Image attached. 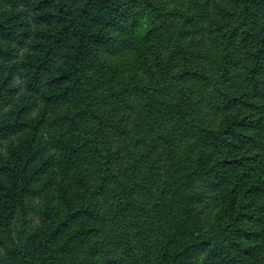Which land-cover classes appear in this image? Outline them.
Here are the masks:
<instances>
[{"label":"trees","instance_id":"obj_1","mask_svg":"<svg viewBox=\"0 0 264 264\" xmlns=\"http://www.w3.org/2000/svg\"><path fill=\"white\" fill-rule=\"evenodd\" d=\"M216 1L0 0V264H264V0Z\"/></svg>","mask_w":264,"mask_h":264},{"label":"rangeland","instance_id":"obj_2","mask_svg":"<svg viewBox=\"0 0 264 264\" xmlns=\"http://www.w3.org/2000/svg\"><path fill=\"white\" fill-rule=\"evenodd\" d=\"M207 2H209V4H217L216 0H207ZM115 259H118L117 255H115ZM116 263V261H114Z\"/></svg>","mask_w":264,"mask_h":264}]
</instances>
